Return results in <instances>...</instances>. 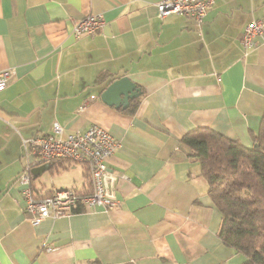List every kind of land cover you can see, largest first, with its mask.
Masks as SVG:
<instances>
[{
    "label": "crops",
    "instance_id": "0c3cea01",
    "mask_svg": "<svg viewBox=\"0 0 264 264\" xmlns=\"http://www.w3.org/2000/svg\"><path fill=\"white\" fill-rule=\"evenodd\" d=\"M159 1L0 0V70H15L0 91V264L245 260L219 237L221 212L181 138L209 127L255 144L264 120V35L247 53L241 41L245 26L264 18V0H217L201 24L160 17ZM90 14L103 16V29L75 37V20ZM122 75L142 90L126 108L101 98ZM55 121L65 132L96 123L121 140L108 159L128 176L114 183L116 208L31 222L18 180L23 138L51 133ZM73 166L44 171L51 176L36 177L37 188H81L83 169Z\"/></svg>",
    "mask_w": 264,
    "mask_h": 264
},
{
    "label": "built area",
    "instance_id": "2783aa9c",
    "mask_svg": "<svg viewBox=\"0 0 264 264\" xmlns=\"http://www.w3.org/2000/svg\"><path fill=\"white\" fill-rule=\"evenodd\" d=\"M217 0H162L157 3L158 15L166 17L180 14L193 17L202 23L207 10ZM103 21L96 16L75 20L73 34L76 37L83 33L92 34L102 29ZM264 35V18L254 19L244 30L243 41L245 53L257 45V38ZM14 69L0 70V91H3L10 81ZM25 143L27 163L25 170L19 176V183L24 185L26 195V213L32 217L34 225L47 218L74 213L77 208H102L111 211L118 206V199L114 190V183L119 176L105 163L121 143L115 142L112 134L105 127L93 123L84 131L66 133L63 126L55 121L50 134L35 135L23 138ZM68 157L74 162L87 164L91 175V188L86 192H79L70 188L52 189L50 194L35 197L31 190V171L36 165L49 162L56 158ZM125 178V177H124ZM52 249L48 247V250Z\"/></svg>",
    "mask_w": 264,
    "mask_h": 264
},
{
    "label": "trees",
    "instance_id": "16d2710c",
    "mask_svg": "<svg viewBox=\"0 0 264 264\" xmlns=\"http://www.w3.org/2000/svg\"><path fill=\"white\" fill-rule=\"evenodd\" d=\"M254 140L255 144L248 146L209 127L194 128L181 138L200 162L208 194L221 212L218 235L234 253L244 255L241 264H264V120ZM50 164L48 171L55 174L76 163L56 158ZM81 165L84 183L79 191L85 192L91 188L90 174L86 165ZM30 179L35 197L51 193H41L32 171ZM75 210L86 211L84 207Z\"/></svg>",
    "mask_w": 264,
    "mask_h": 264
},
{
    "label": "water",
    "instance_id": "95a60500",
    "mask_svg": "<svg viewBox=\"0 0 264 264\" xmlns=\"http://www.w3.org/2000/svg\"><path fill=\"white\" fill-rule=\"evenodd\" d=\"M141 94V87L132 81L129 76L122 75L107 85L101 93V98L107 104L126 108L132 99L141 96ZM50 166L49 162L43 163L40 166L34 167L32 174L36 178L44 171H47Z\"/></svg>",
    "mask_w": 264,
    "mask_h": 264
},
{
    "label": "rangeland",
    "instance_id": "374dc122",
    "mask_svg": "<svg viewBox=\"0 0 264 264\" xmlns=\"http://www.w3.org/2000/svg\"><path fill=\"white\" fill-rule=\"evenodd\" d=\"M160 1H162V0H160ZM159 1V2H160ZM91 16H96V17H99L102 21H103V26H102V29H103V27H104V25H105V21H104V19H103V16L102 15H97V14H90ZM206 16V15H205ZM86 17H89V15H86V16H84V17H82V18H80V19H85ZM189 18H192L193 19V17H189ZM80 19H77V20H80ZM195 20V19H194ZM98 31H101V29H99V30H97L96 32H94V33H92V34H95V33H97ZM83 35H91V34H89V33H83ZM82 36V35H81ZM243 36H244V33L242 34V45H243V47H244V45H246L247 44V42L246 41H243ZM76 37V36H75ZM80 37V36H79ZM14 74H15V72L13 73V75H12V77L14 76ZM11 77V78H12ZM10 78V79H11ZM54 124V123H53ZM74 132H76V131H74ZM110 132V131H109ZM52 133V132H51ZM66 133H73V132H66ZM111 133V132H110ZM50 134V133H49ZM112 134V133H111ZM112 136H113V138H114V140H115V142H117V143H121V145H122V142H121V140L120 139H118L117 137H115L113 134H112ZM121 145H120V147H121ZM119 147V148H120ZM118 148V149H119ZM118 149L117 150H115V152H117L118 151ZM114 152V153H115ZM113 153V154H114ZM112 154V155H113ZM111 155V156H112ZM110 156V157H111ZM110 157H107V158H105V163H107V165H108V168L110 169V170H112L113 171V169H111V167L109 166V164H108V159L110 158ZM65 159H69L70 160V158H68V157H64ZM72 162H74L75 160H71ZM74 163H76L75 164V166L76 167H78L79 169H80V166L82 167V165L81 164H85V163H78V162H74ZM86 165V167H87V169H88V172H89V174H90V171H89V168H88V166H87V164H85ZM74 169V166H72L71 168H70V170H73ZM82 169H83V171H84V168L82 167ZM113 172H115V171H113ZM118 175H121V174H123V178L125 177V178H128V176L125 174V173H117ZM51 176V174L49 173V172H45L43 175H41L40 177H39V179H37V182H39V180H48L49 179V177ZM119 177H122V176H119ZM118 179V178H117ZM90 181H91V175H90ZM47 182V181H46ZM92 183V182H91ZM48 184H50V183H48ZM83 186V185H82ZM59 188H66V187H59ZM82 188V187H81ZM81 188H70V189H75V190H77V191H79ZM53 189H56V190H60V189H58V188H53ZM80 192V191H79ZM85 192H86V190H85ZM83 193V192H82ZM50 194V193H49ZM59 217V216H58ZM57 218V217H56ZM52 219H55V218H52ZM30 220H31V222H32V217L30 218ZM45 220V219H44ZM43 221V220H42ZM41 221V222H42ZM40 222V223H41Z\"/></svg>",
    "mask_w": 264,
    "mask_h": 264
},
{
    "label": "bare ground",
    "instance_id": "6f19581e",
    "mask_svg": "<svg viewBox=\"0 0 264 264\" xmlns=\"http://www.w3.org/2000/svg\"><path fill=\"white\" fill-rule=\"evenodd\" d=\"M253 20H254V19H253ZM250 22H251V21H250ZM247 25H248V24H247ZM247 25H246V26H247ZM246 26H245V27H246ZM244 30H245V28H244ZM244 50H245V49H244ZM249 50H250V49H249ZM249 50H248V51H249Z\"/></svg>",
    "mask_w": 264,
    "mask_h": 264
}]
</instances>
